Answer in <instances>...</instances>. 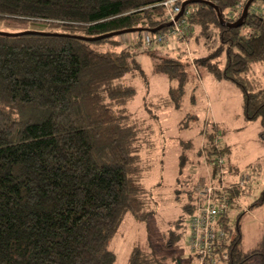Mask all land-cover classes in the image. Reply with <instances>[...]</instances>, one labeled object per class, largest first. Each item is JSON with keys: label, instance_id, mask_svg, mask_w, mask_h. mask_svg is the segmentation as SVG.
I'll use <instances>...</instances> for the list:
<instances>
[{"label": "trees", "instance_id": "16d2710c", "mask_svg": "<svg viewBox=\"0 0 264 264\" xmlns=\"http://www.w3.org/2000/svg\"><path fill=\"white\" fill-rule=\"evenodd\" d=\"M166 1L0 0V20L59 34L0 35V264H115L111 242L126 216L146 220L144 124L130 110L138 96L134 80L146 77L140 54L150 55L155 73L168 79L175 109L181 108L194 81L192 68L178 57L159 58L153 51L166 52L163 44L142 53L138 45L124 46L123 35L94 41L73 36L99 38L134 29L141 31L124 35L166 32ZM199 1L186 6L194 9L189 24L197 30L187 39L207 42L214 29L220 44L198 66L240 90L244 118L260 122L264 144V13L253 10L264 0L253 2L237 29L221 20L237 22L249 0ZM198 137V156L205 155L210 177L218 183L219 158L226 170L220 128L203 126ZM185 164L182 156L178 186L188 202L169 247L179 238L189 245L188 219L199 203L195 175L181 179ZM243 190L240 182L232 185L234 222L230 224L231 213L222 220L229 235L223 263L249 264L259 257L264 264V247L243 250L241 226L250 208L264 205V187L253 205L240 211L236 200ZM128 264L166 262L153 247H135ZM173 264L182 260L174 257Z\"/></svg>", "mask_w": 264, "mask_h": 264}, {"label": "rangeland", "instance_id": "374dc122", "mask_svg": "<svg viewBox=\"0 0 264 264\" xmlns=\"http://www.w3.org/2000/svg\"><path fill=\"white\" fill-rule=\"evenodd\" d=\"M254 7V11L264 13L263 1H258ZM242 9V6L237 7V11ZM192 10L194 12V9ZM46 29L38 25H20L10 20H0V32L3 33ZM192 30L197 35L194 27ZM211 34L212 38L207 42L202 40L199 43H196L194 37L184 42L179 37H173L163 44L168 48L166 52L170 54L153 51L159 58L178 57L182 64H190L192 68L190 75L193 73L194 81L190 83L189 91L187 88V95L184 101H181L180 109H175L170 102L168 79L155 73L150 55L140 54L146 77L134 80L138 87V96L130 105V110L144 124L141 158L146 166L144 183L147 187L148 216L145 221H137L131 215L126 216L118 234L111 242V248L117 256L115 264H128L135 247L143 250L153 247L156 255L164 258L166 264H173L174 257L180 258L182 264H196L195 256L194 259H189L190 248L183 238L168 246L176 232L177 222L183 219V205L188 202L187 198L183 201V193L178 186L182 156L185 157L186 164L181 179H186L187 173L195 175L198 180L197 191L215 184L232 187L240 182L244 185L241 196L236 200L240 211L253 205L261 195L264 187V144L259 139L261 124L259 121L245 120L241 92L232 82L217 79L205 67L198 66V61L205 59L220 44L214 29ZM144 35H147V32H141L140 35H123L120 39L124 46L138 45L144 53L149 49L144 46ZM262 72L258 69L260 76ZM262 79L264 80L263 76ZM191 118L194 121H191ZM212 125H218L220 128V140L223 142L226 160V170L218 183L210 177L211 170L205 155L198 156L199 147L202 148L201 139L198 137L200 128L204 126L206 129ZM227 144L232 145V151L225 150ZM199 163L203 165V169L198 168ZM192 164L195 166L192 167ZM232 171L234 173H231ZM234 211L233 209L231 217H235ZM241 226L243 250L264 247V205L250 208V211L241 217ZM249 264H260V258L251 259Z\"/></svg>", "mask_w": 264, "mask_h": 264}, {"label": "built area", "instance_id": "2783aa9c", "mask_svg": "<svg viewBox=\"0 0 264 264\" xmlns=\"http://www.w3.org/2000/svg\"><path fill=\"white\" fill-rule=\"evenodd\" d=\"M187 1L190 0H168L163 3L171 26L166 32H159L153 36L144 35L143 40H146L144 46L162 45L173 37H179L183 39V42L187 40V37L193 33L189 24V17L193 10H184L183 15L177 18L182 12L183 4ZM215 165L219 170L217 177L221 180L224 175V159L219 158ZM231 190L230 186L217 184L198 190V207L188 219L189 248L196 258V264H224L223 262L228 259L225 249L229 235L223 229L225 222L222 220L232 211ZM233 222L234 217L230 215V224Z\"/></svg>", "mask_w": 264, "mask_h": 264}, {"label": "water", "instance_id": "95a60500", "mask_svg": "<svg viewBox=\"0 0 264 264\" xmlns=\"http://www.w3.org/2000/svg\"><path fill=\"white\" fill-rule=\"evenodd\" d=\"M256 0H249L247 2V4L244 7V11L242 13V17L235 23H227L225 22L223 19L221 20V23L223 26H228L229 28L232 29H237L240 28L243 24H244V20L248 17L249 11H250V7L253 4V2H255ZM194 3H202L199 0H190L187 1L183 4V8H182V12L180 13V15L177 17H181L185 7L189 4H194ZM217 9V8H216ZM171 24H167V27H170ZM165 27V26H163ZM163 27L159 28L157 31L161 30ZM140 29H134V30H130V31H122V32H117V33H113V34H109V35H105L99 38H86V37H77V36H73V38L75 39H81V40H85V41H94V40H101V39H105V38H109V37H113V36H121L124 34H128V33H135V32H140ZM0 35H4V36H23V35H53V36H59V34H45V33H41V32H32V31H26V32H21V33H15V34H9V33H3L0 32ZM62 36V35H60Z\"/></svg>", "mask_w": 264, "mask_h": 264}, {"label": "crops", "instance_id": "0c3cea01", "mask_svg": "<svg viewBox=\"0 0 264 264\" xmlns=\"http://www.w3.org/2000/svg\"><path fill=\"white\" fill-rule=\"evenodd\" d=\"M231 146H232V145L227 144V147H226L227 151H232V150H231ZM231 173H234V172L232 171ZM229 175H230V174H229ZM235 175H236V174H235Z\"/></svg>", "mask_w": 264, "mask_h": 264}]
</instances>
